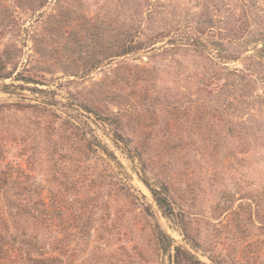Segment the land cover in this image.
Returning a JSON list of instances; mask_svg holds the SVG:
<instances>
[{
    "label": "rangeland",
    "instance_id": "rangeland-1",
    "mask_svg": "<svg viewBox=\"0 0 264 264\" xmlns=\"http://www.w3.org/2000/svg\"><path fill=\"white\" fill-rule=\"evenodd\" d=\"M0 67L9 258L264 264V0H0Z\"/></svg>",
    "mask_w": 264,
    "mask_h": 264
},
{
    "label": "trees",
    "instance_id": "trees-1",
    "mask_svg": "<svg viewBox=\"0 0 264 264\" xmlns=\"http://www.w3.org/2000/svg\"><path fill=\"white\" fill-rule=\"evenodd\" d=\"M1 70V67H0ZM9 73H1L0 77H8ZM152 193L158 204L166 203L170 204V199L167 196L159 195L156 190H152ZM4 228L0 229V264H53L52 262L56 259L55 257H41V258H33L30 255V252H39V255L44 253V250L41 249L36 244H32L31 242H25L22 239L18 240L19 243L23 245L24 255L25 257L20 256L10 257L8 256V252L13 249L14 242L17 241V236L8 232V228L3 226ZM26 244V246L24 245ZM19 250V248H15ZM18 256V254H17ZM21 259V260H20Z\"/></svg>",
    "mask_w": 264,
    "mask_h": 264
}]
</instances>
